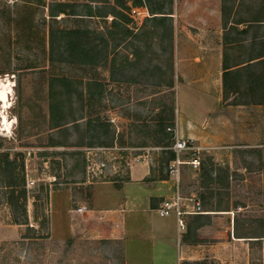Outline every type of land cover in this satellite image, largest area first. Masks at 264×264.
Listing matches in <instances>:
<instances>
[{"label":"rangeland","instance_id":"1","mask_svg":"<svg viewBox=\"0 0 264 264\" xmlns=\"http://www.w3.org/2000/svg\"><path fill=\"white\" fill-rule=\"evenodd\" d=\"M120 2L128 8L126 15L135 18L129 27L154 30L150 45L124 37L112 16L52 17L55 4L97 8L116 0H0V80L10 89L7 108L0 102V162L5 165L4 155H9L15 171L12 179L6 169L0 172V264H123L121 244H72L67 239L71 197L78 206L79 198L90 199L96 184L119 185L136 155L156 154L161 171L168 169L172 154L156 149L163 147L165 128L175 139L176 113L167 98L133 102L131 92L136 84L139 93L146 87L159 93L160 83L169 81L166 66L172 54L164 43L165 29L160 20L144 17L151 8L173 9L172 0ZM71 31L81 33L84 48L94 38L103 47L108 43V59L98 66L76 57L62 62L54 52ZM119 114L125 117L120 123ZM4 117L10 124L6 131ZM96 119L111 125L107 135L89 130V121ZM261 130L264 134V124ZM93 135L106 146L89 147ZM211 169L220 180L202 187L203 174ZM182 180L186 195L239 216L241 236L249 238L228 245V251H249L252 264H264V140L255 147L208 150L202 168L184 167ZM16 200L25 204L26 218ZM221 228L228 229L230 239L234 225L229 216ZM254 237L262 238L250 242L257 241Z\"/></svg>","mask_w":264,"mask_h":264},{"label":"crops","instance_id":"2","mask_svg":"<svg viewBox=\"0 0 264 264\" xmlns=\"http://www.w3.org/2000/svg\"><path fill=\"white\" fill-rule=\"evenodd\" d=\"M172 8H165L171 15L144 17L160 20L165 29L164 43L172 54L166 66L169 81L160 83L159 93L149 87L139 93L135 84L131 101L167 98L176 113L175 135L209 151L258 146L264 140V0H172ZM129 19L128 37L150 45L154 30L132 29L136 21ZM124 120L119 114L118 122ZM156 156L136 155L119 185L96 184L90 199L79 198L78 206L71 197L67 239L72 244H121L123 264H252L249 251H228V245L247 242L235 238L234 229L228 239V229L221 228L228 225V216L234 225L235 213L210 208L189 217L182 235L175 219L157 214L160 204L174 197L176 183L158 167ZM184 184L182 194L193 197L184 193Z\"/></svg>","mask_w":264,"mask_h":264},{"label":"trees","instance_id":"3","mask_svg":"<svg viewBox=\"0 0 264 264\" xmlns=\"http://www.w3.org/2000/svg\"><path fill=\"white\" fill-rule=\"evenodd\" d=\"M53 6L56 9H55V13H53L52 17H59L60 15H66V16H89V17L96 16V17L108 18L109 16H112L113 20H114L113 21L114 25L116 24V26H118L119 28H121L125 31L124 37L128 36L126 26L130 23V19H129L128 15H126V13L124 12L126 9L128 10V8H125L124 4H122L120 2V0H116L115 4L110 5V6L108 5V7L101 5V6H97V8H93L92 5H89V4H87V5L55 4ZM80 8H84V12L80 11L79 10ZM81 12L84 14H82ZM150 13L153 16L171 15V13H168L166 11L165 7H162V6L158 7V8H151ZM154 19H156V17H154ZM161 19H162V21H170V18H168V17H162ZM119 21H121V23H118ZM67 38H68V42L66 44L65 40ZM104 44H105V42H104ZM83 45H84V42L81 39V33L79 31H71L70 33H67L66 35H64V44H62V47H59L60 50L55 51L54 54L56 52H58V55L61 58L60 60L62 62H66V60H65L66 58L70 59V57L71 58L76 57V58H78V60H81V62L82 61L89 62V63L93 64L94 66H98L99 64L100 65L103 64L108 59L110 52H111V49H112L108 43L106 44L107 46L103 47L102 45H100L98 43V41H96L95 38L93 39V41H91L90 47L88 46V47L84 48ZM81 47H83L84 49L82 50ZM263 87H264V85H263ZM93 122H96V124H95L96 126H92ZM62 125L63 124H60L57 126H58V128H60V126H62ZM89 125H90L89 130H91V128H93L91 132H93V130H96V132H100L104 136L107 135V133L109 132V129L111 128V125L109 123H106L105 121H101V119L89 121ZM163 134H164L165 138L163 139L164 142L162 143L163 144L162 148H165V149L170 148L174 143V138H173L172 134H170V132L169 133L167 132V128H165L163 130ZM99 135L98 136L97 135L92 136V138L94 140H93V143L89 145V147L106 146V143L102 142ZM171 154L172 155H171V159L169 160V163L174 158L173 153H171ZM4 156H5V165H3V162H0V172L6 169L7 174H9L10 179H12L15 176L14 163H13V161L10 160L9 155L5 154ZM2 167H3V169H2ZM203 178H205L206 181H204L203 183L201 182V186L206 187V188H209V187L217 184V182L220 180V179H217L216 176H214V171L212 169L209 171H205L203 174ZM9 182H10V180H9ZM19 204H20L19 200H16V206L19 208L23 217L25 216V218H26V216H27L26 206H25V204L21 205V206ZM202 207H203L204 212H207L208 210H210L207 203H204V205H202ZM199 222H201V220L197 219L196 223H199ZM240 225H241V221L239 219V216L236 215L235 219H234L235 237L237 239H241V238L248 239L249 237L241 236V230L239 228ZM261 238L262 237H254V239H256L257 241H250V242H260L259 240ZM182 264H215V262H212V261L211 262H208V261L183 262Z\"/></svg>","mask_w":264,"mask_h":264},{"label":"built area","instance_id":"4","mask_svg":"<svg viewBox=\"0 0 264 264\" xmlns=\"http://www.w3.org/2000/svg\"><path fill=\"white\" fill-rule=\"evenodd\" d=\"M156 150H167L173 153L174 158L169 163L167 173L176 183L174 197L163 201L157 209V213L162 218L174 216L178 234L182 235L187 231V219L189 217L204 214L200 199L186 197L182 194L181 181L183 169L184 167H190L193 170H200L202 167V154L209 149L198 146L192 139H184L176 136L170 148H158ZM136 160L140 161L141 158L138 157ZM127 165L130 166L131 164ZM77 211L82 213L84 208H79Z\"/></svg>","mask_w":264,"mask_h":264},{"label":"bare ground","instance_id":"5","mask_svg":"<svg viewBox=\"0 0 264 264\" xmlns=\"http://www.w3.org/2000/svg\"><path fill=\"white\" fill-rule=\"evenodd\" d=\"M9 94H10L9 87L2 80H0V102L3 103L4 105L3 108H7V104L9 102ZM9 126H10L9 122L7 121L6 117H4V127H5L4 131L9 130Z\"/></svg>","mask_w":264,"mask_h":264}]
</instances>
